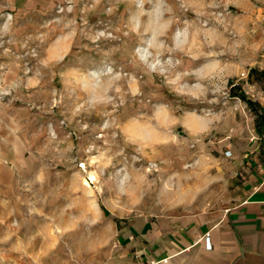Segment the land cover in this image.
Masks as SVG:
<instances>
[{
	"label": "rangeland",
	"instance_id": "374dc122",
	"mask_svg": "<svg viewBox=\"0 0 264 264\" xmlns=\"http://www.w3.org/2000/svg\"><path fill=\"white\" fill-rule=\"evenodd\" d=\"M263 147L264 0H0V264H101Z\"/></svg>",
	"mask_w": 264,
	"mask_h": 264
},
{
	"label": "crops",
	"instance_id": "0c3cea01",
	"mask_svg": "<svg viewBox=\"0 0 264 264\" xmlns=\"http://www.w3.org/2000/svg\"><path fill=\"white\" fill-rule=\"evenodd\" d=\"M235 179L227 205L122 219L101 264H264V147Z\"/></svg>",
	"mask_w": 264,
	"mask_h": 264
},
{
	"label": "bare ground",
	"instance_id": "6f19581e",
	"mask_svg": "<svg viewBox=\"0 0 264 264\" xmlns=\"http://www.w3.org/2000/svg\"><path fill=\"white\" fill-rule=\"evenodd\" d=\"M188 125V124H187ZM189 127V126H188Z\"/></svg>",
	"mask_w": 264,
	"mask_h": 264
}]
</instances>
